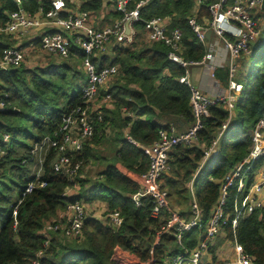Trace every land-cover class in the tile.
Wrapping results in <instances>:
<instances>
[{"label": "trees", "instance_id": "16d2710c", "mask_svg": "<svg viewBox=\"0 0 264 264\" xmlns=\"http://www.w3.org/2000/svg\"><path fill=\"white\" fill-rule=\"evenodd\" d=\"M16 1L0 0V26L18 5L30 13L48 8L44 0H19V4ZM138 1L134 0L129 7L133 8ZM215 2L218 0H201L195 6L194 0H147L139 8L133 41L114 46V57L110 60L104 54L92 57L97 68L115 64L118 72L107 89L98 91L110 94L111 109H102V118L94 121V133L79 150L67 151L69 167L79 164L72 179L65 169H54L57 150L42 141L44 137L59 139L54 134L60 132L62 117L83 104L81 84L86 75L78 66L83 55L71 47L67 57H53L44 66L20 65L0 70V98L5 102L0 109V148L4 150L0 158V264H30L35 258L39 264H172L165 259L177 251L175 242L164 237L155 244L153 232L159 224L148 214L150 203L146 201L137 207L130 198L138 189L135 176L146 171L149 158L128 139L151 145L161 129L171 126L175 131L186 129L192 122L190 91L179 81L185 69L169 60L168 47L143 39L141 33L149 19L166 17L169 30L181 31L182 58L187 62L201 61L207 48L192 30L189 18L195 16L199 23L207 24L211 18L208 6ZM80 7L98 13L103 5L101 0H81ZM108 11L113 19L120 17L118 12ZM257 15L264 16V9L259 8ZM261 25L259 22L255 44L249 45V51L241 53L235 61L234 79L243 86L236 101L238 114L229 118L224 104L216 103L209 106L208 116L203 120L200 138L206 141L227 119L229 125L220 151L208 159L207 166L196 177L199 184H195L196 195L204 209V219L218 197L219 181L248 154L253 126L264 112V25ZM7 39L0 32V54L5 44L9 45ZM214 75L227 86V64L216 68ZM107 127L114 130L115 145L110 156L99 158L94 144L102 141ZM3 134L9 136L6 141ZM96 157L106 161L97 177H80L82 168ZM170 157L171 169L164 175V183L173 204L185 213L189 204L185 181L191 178L194 162L200 155L178 146ZM260 163L261 160L254 166ZM206 172L212 174L213 180L204 179ZM30 182L32 189L26 192ZM73 183L78 187L76 194L62 195ZM236 184L234 179L227 190L225 212L230 215ZM85 196V200L104 199L105 214L118 210L121 225L114 228L105 219L87 213L78 237L52 231L44 246L39 230L45 221L54 218L73 199ZM223 231L226 237H232L230 217L223 224ZM199 234L197 229L186 232L184 243L193 247ZM235 234L254 264H264V204L238 219ZM223 239L217 237L209 250L213 253ZM40 250L41 255L37 256Z\"/></svg>", "mask_w": 264, "mask_h": 264}, {"label": "built area", "instance_id": "2783aa9c", "mask_svg": "<svg viewBox=\"0 0 264 264\" xmlns=\"http://www.w3.org/2000/svg\"><path fill=\"white\" fill-rule=\"evenodd\" d=\"M102 5H109L111 9L120 14L119 18L112 19L103 25L97 22V13L92 10L82 9L81 0H44L48 5L47 10L39 9L35 13L27 12L19 5L14 11L8 13L6 22L0 26V32L8 38H20L26 36L34 29H39L40 49L48 54L59 57H67L71 47L79 49L82 57V68L87 74L82 84L83 104L71 108L62 117L60 132L55 133L59 139L44 137L42 143L52 145L57 150L54 169H65L74 177L79 168L76 163L69 167L67 151L79 150L83 143L94 133V121L102 118L101 103L110 102V94L105 93L99 100L100 104H93L99 89L117 74L118 68L115 64L96 67L92 57L99 56L106 45L114 46L129 42L136 33L134 23L139 19V8L147 0H139L133 8L129 4L134 0H101ZM195 6L201 0H194ZM19 4V0L16 1ZM261 0H218L208 6L210 20L207 24L199 23L195 16L189 18V24L199 40L205 41L206 31L210 29L224 44L228 51V83L225 94L214 96L203 92L193 84L189 77V68L200 64L201 61L187 62L180 54L181 31L178 28L169 30L166 17H153L145 26V37L148 41L162 42L168 47V58L184 67L185 72L179 77L190 91L189 103L191 107L192 122L182 131H175L171 126L169 129H161L158 139L145 148L144 153L149 158L146 171L136 176L138 189L130 194L135 206L140 207L145 202L150 203L148 214L151 218L158 220L153 238L155 244H159L164 237H171L175 242L176 252L168 254L166 262L172 264H254L253 257L246 253L238 242L235 234L237 221L253 211L254 208L264 204V112L257 118L251 133V146L248 154L232 168L219 181L218 197L208 211L204 219V209L199 205L196 195V177L207 166L210 157L218 154L222 147L223 137L228 129V119L224 121L208 141L200 138V132L204 126V117L208 116L209 106L223 103L228 110V117H232L233 106L241 93L243 86L234 79L235 61L241 53L249 51L251 40H254L259 32L258 23ZM33 44H28L25 49L31 50ZM209 56V54H208ZM25 58L24 49L19 44L5 45L0 54V70L9 67L20 66ZM215 67H210V74L214 76ZM107 106V105H106ZM5 107V102L0 98V109ZM8 134H3L2 139L6 141ZM182 146L199 152V160L185 184L189 189L190 202L185 213L180 212L179 206L173 204L164 183V175L170 169L171 153L176 147ZM4 150L0 148V158ZM261 160L262 167L254 166ZM41 160H39L40 164ZM0 167V172H1ZM249 173V181L246 183L244 173ZM254 173V174H252ZM207 175L204 176L206 178ZM212 174L209 179L213 180ZM237 180L234 199L230 215L225 212L227 190ZM32 189V182L27 183L25 191ZM78 187L76 183L66 188L62 193L64 196L72 197L76 194ZM88 208L82 199H73L64 209L58 210L56 216L45 221L39 232L44 237V246L48 244L50 233L60 231L67 237H78L81 233L82 224ZM15 214V209L13 210ZM230 217L232 237H226L223 224ZM104 219L114 228L121 225L122 218L118 210L109 211ZM197 229L199 236L193 247L184 243V234ZM217 237L224 238L215 248L214 252L209 250ZM172 251V250H171ZM170 252V251H169ZM41 255V250L37 256ZM214 256V258H212ZM30 264H39L37 258L31 260ZM148 264V263H143Z\"/></svg>", "mask_w": 264, "mask_h": 264}, {"label": "crops", "instance_id": "0c3cea01", "mask_svg": "<svg viewBox=\"0 0 264 264\" xmlns=\"http://www.w3.org/2000/svg\"><path fill=\"white\" fill-rule=\"evenodd\" d=\"M258 12H259V10L257 11V13ZM97 21H98L97 23L99 25H103V24L106 23V21L104 19H102V18L99 21L98 17H97ZM259 22L262 24L261 26L264 25V16L259 17ZM142 32H143V33H141L142 38L143 39H146V37H145V31H142ZM39 33H40V30L39 29H34V30H32V32L30 34H28L26 36H23V37H20V38H14V39L8 38V40H12L11 43L9 42V45H13V44L18 45L19 44L20 46L23 47L24 54H26L27 52H35V51H38V52L45 53L46 55H51L49 57H43L41 59V62L39 64L31 65L29 67L41 66V65L44 66V65L47 64V62H48V60H49L50 57H52V58L53 57L62 58V57H59V56L54 55V54H48V53H46V52H44V51H42L40 49V46H39V37H38V34ZM206 33H207V31H206ZM24 38H26V39H24ZM133 39L134 38H132V40L129 41V42H125V43H122V44H119V45H127L128 43L132 42ZM205 41H208V44H209L208 47H206L207 48V53L205 55H207V57H205V59H203V62L202 63L196 64V65H192L189 68V77H190V80H191V82L193 84H195L196 86H198L203 92L207 93L208 95L214 96V95H217V94H225L226 93V82L218 79L217 77H215V75L214 76H211V74H210V67L212 66V67H215V69H216L218 67H222L223 65H225L227 63V61H228V58H229L228 51L224 47V44L219 39V37L217 35H215L212 31L209 34L208 39L206 37ZM30 43L34 45V48L31 49V50H26L25 47L28 44H30ZM112 46L113 47H112V53H111V55L109 57H105V58H107L109 60L114 57V50L113 49H115V47H114V45H112ZM208 54H209V56H208ZM101 55L102 54H100L99 56H97L95 58H99ZM81 69L84 72V74L86 75L85 76V80H86L87 74H86V72L84 71V69L82 67H81ZM215 69H214L213 73L215 72ZM84 81L82 82V84L84 83ZM82 84H81V90H82ZM98 93H99L100 96L98 95L97 96V99H98V97L101 98L103 96L102 94H100V92H98ZM106 105H107V103H104V105H102L101 110ZM111 106H112V104H111ZM106 108L107 109H111L110 106L109 107L106 106ZM111 131L112 130H110L109 127H107L105 129L106 135L107 134L108 135L111 134L112 133ZM128 141L131 142L132 144H134L140 150H142L143 153L145 151V148L149 147V145H145V144H142V143H138V142H135V141H133L131 139H128ZM136 176H135V179H136ZM81 199L84 201L86 207H88L89 202H92V203L93 202H98V203H102V206L103 207L105 206V209H106V202L104 201V199H102L100 197H95V198H93L91 200H85L86 199V196H85V197H82ZM89 211H90V209H89ZM92 214H93L94 217H96L95 216L96 215L95 213L92 212ZM104 215H105V213H104ZM96 218H100V217H96Z\"/></svg>", "mask_w": 264, "mask_h": 264}, {"label": "rangeland", "instance_id": "374dc122", "mask_svg": "<svg viewBox=\"0 0 264 264\" xmlns=\"http://www.w3.org/2000/svg\"><path fill=\"white\" fill-rule=\"evenodd\" d=\"M79 1V0H78ZM109 9H111V6H107V5H103V8H101L98 13H97V17L100 21V19H104L106 22L108 21H111L113 19V16L110 14V12L108 11ZM26 39V38H24ZM8 42H12V40H8ZM112 44H108L105 46V48L103 49L102 52H100L101 54L104 53V55H106V57H109L112 53ZM51 55H46L45 53H42V52H38V51H35V52H27L25 54V58H24V61L21 65H24V66H31V65H35V64H39L41 62V59L43 57H49ZM52 57L49 58V60L51 59ZM48 60V61H49ZM42 66V65H41ZM78 66L81 68L82 67V61H81V64H78ZM113 80V79H112ZM111 80V81H112ZM110 81V82H111ZM110 82H108L106 84V89L109 87V84ZM99 94L96 95L95 97V100L93 102V104H100L99 100H100V97H98L97 99V96ZM100 96V95H99ZM102 105H104V103H101ZM111 107V102H108L107 103V107ZM106 108V106H105ZM233 112L234 114H238V104L235 102L234 103V106H233ZM112 133L111 134H107V135H104V138L102 139V141L96 145L94 144V148H95V151H96V156L101 158V157H106V156H110L111 155V152H112V149L114 147V143H113V138H114V130L111 131ZM88 140V139H87ZM93 158L92 160H90L88 162V164H86L83 168H82V171L81 173L79 174L80 177H86V178H96L97 177V173L99 170H101V168L103 167V164L106 162V161H103L99 158ZM113 160H111L110 162H112ZM194 165H197V162H194ZM262 167V164L260 163L257 168H261ZM193 173V172H192ZM248 172L247 173H244V176H245V180H246V183L249 181V176H248ZM254 174V173H252ZM206 178H204L205 180L209 179L210 177V174L206 172ZM188 180L185 181V184L187 183ZM195 184H198L197 183V180L195 182ZM199 185V184H198ZM165 187L167 188V186L165 185ZM189 197H188V202H190V193L188 194ZM171 199V197H170ZM172 201V200H171ZM189 207V204H187V208L188 209ZM87 210V213H95L94 215L96 217H100V219H104V213H105V206L103 207L102 206V203H98V202H89V205ZM90 209V211H89Z\"/></svg>", "mask_w": 264, "mask_h": 264}, {"label": "water", "instance_id": "95a60500", "mask_svg": "<svg viewBox=\"0 0 264 264\" xmlns=\"http://www.w3.org/2000/svg\"><path fill=\"white\" fill-rule=\"evenodd\" d=\"M260 7L262 8V9H264V0H261V2H260ZM211 33V30L210 29H208L207 30V33H206V37H207V39H208V37H209V34ZM250 44L251 45H254L255 44V39L254 40H251L250 41ZM205 45H206V47H208V41H205Z\"/></svg>", "mask_w": 264, "mask_h": 264}]
</instances>
